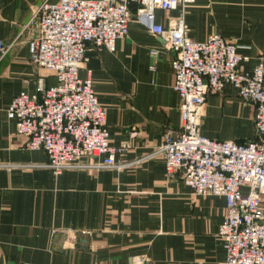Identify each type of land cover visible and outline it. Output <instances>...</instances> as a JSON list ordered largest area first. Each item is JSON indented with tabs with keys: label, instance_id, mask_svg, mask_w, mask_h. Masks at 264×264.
Here are the masks:
<instances>
[{
	"label": "crops",
	"instance_id": "0c3cea01",
	"mask_svg": "<svg viewBox=\"0 0 264 264\" xmlns=\"http://www.w3.org/2000/svg\"><path fill=\"white\" fill-rule=\"evenodd\" d=\"M43 1L0 0V39L11 46L0 59V264H133L138 256L153 264H224L217 233L225 199L196 194L181 172L167 175L157 152L168 131L180 130L174 53L135 18L114 52L89 47L80 70L83 78L91 72L111 143L128 145L131 165L100 169L86 157L55 173L46 167L45 150L26 147L8 107L21 91L37 93L39 79L57 83L53 73L31 62L39 31L34 13ZM138 7L130 4L133 15ZM179 15L178 9L156 11L165 28ZM185 19L192 40L219 33L235 42L248 57L241 63L246 71L264 56V0H195ZM201 133L264 144L256 134L254 105L232 85L208 95Z\"/></svg>",
	"mask_w": 264,
	"mask_h": 264
},
{
	"label": "built area",
	"instance_id": "2783aa9c",
	"mask_svg": "<svg viewBox=\"0 0 264 264\" xmlns=\"http://www.w3.org/2000/svg\"><path fill=\"white\" fill-rule=\"evenodd\" d=\"M139 5L135 16L131 3ZM195 0H44L34 18L39 31L32 41L31 62L49 70L57 83L38 80L37 93L21 91L8 107L17 133L29 150L43 149L46 167L55 173L72 169L86 157L100 169L121 170L131 165L127 144L113 145L107 110L100 104L91 72L80 70L89 47L114 52L129 34L135 18L160 35L173 51L174 90L180 96V130L168 131L158 149L167 175L181 172L198 195L226 201L225 218L217 236L226 252L224 264H264V144L259 141L216 140L201 133L202 109L210 93L232 85L255 107V128L264 137V56L251 71L241 68L248 57L235 42L219 33L204 41L188 35L185 14ZM180 10L169 28L156 11ZM0 39V59L10 50ZM158 50L152 54H158ZM133 264H153L138 256Z\"/></svg>",
	"mask_w": 264,
	"mask_h": 264
},
{
	"label": "rangeland",
	"instance_id": "374dc122",
	"mask_svg": "<svg viewBox=\"0 0 264 264\" xmlns=\"http://www.w3.org/2000/svg\"><path fill=\"white\" fill-rule=\"evenodd\" d=\"M134 16H135V15H134ZM35 69L40 71V67H35ZM43 69H44V68H43ZM206 119H207V121H208V124H210V125H213V124H214L213 122H210V121H211V118L206 117ZM221 123H223V122H221ZM256 134H257V132H256ZM257 136H258V134H257Z\"/></svg>",
	"mask_w": 264,
	"mask_h": 264
}]
</instances>
